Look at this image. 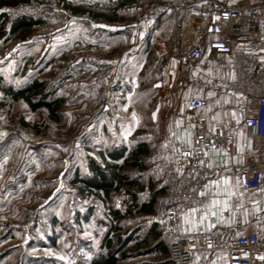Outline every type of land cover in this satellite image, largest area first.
Wrapping results in <instances>:
<instances>
[{
  "label": "rangeland",
  "instance_id": "obj_1",
  "mask_svg": "<svg viewBox=\"0 0 264 264\" xmlns=\"http://www.w3.org/2000/svg\"><path fill=\"white\" fill-rule=\"evenodd\" d=\"M153 2L162 0H0V264H91L108 250L115 264L168 259L161 211L127 214L131 194L147 201L162 181L159 146L141 167L123 165L134 183L109 198L74 181L88 177L89 158L102 165L120 147L129 158L152 137L150 116L137 119L151 106L152 24L141 15ZM20 91L30 103L13 99ZM41 100L60 102L54 116L32 107Z\"/></svg>",
  "mask_w": 264,
  "mask_h": 264
},
{
  "label": "crops",
  "instance_id": "obj_2",
  "mask_svg": "<svg viewBox=\"0 0 264 264\" xmlns=\"http://www.w3.org/2000/svg\"><path fill=\"white\" fill-rule=\"evenodd\" d=\"M170 1L177 0H162V2ZM214 1L224 7H231L236 3H243L247 6L258 3L264 6V0L258 2L253 0ZM177 10V8L171 7L163 11L152 23L151 28L154 34L159 32L166 34V39L159 43V48L169 45L174 53H177L179 49H184L191 44L197 43L202 36L200 29L195 30L189 26L193 16L185 10L176 16ZM170 20H174V25ZM210 37L207 36V38ZM263 45L262 41L256 47L239 39H233L232 41L234 51L252 53L258 56H262L264 52ZM146 53L152 62L151 52L147 49ZM233 63L234 56L226 57L205 50L199 62L189 69V73L197 76L200 83L197 86L191 85L186 89L177 87L179 64L175 60L169 62L166 75L160 72H153V68L150 72L151 89L149 92L151 95V106L146 109L141 108V110L146 111H140L137 120L138 124H143L144 115L150 116L152 137L139 142L147 146L148 153L151 152V145L160 147L158 149L160 151L157 150L159 155L155 156L154 164L156 169L161 172V178L164 167L174 159L176 154L181 149L192 146L194 141L193 126L199 119H201L199 123L209 131L216 125H220L233 132L235 136L232 154L226 153L223 149H217L215 154L202 164L200 170L203 172V178L201 181L191 185L192 199L190 203L186 206L179 205L177 207L175 223L171 225L170 230L179 235L193 236L198 233L216 231L222 238L230 240L242 232L254 231L259 237H264V184L256 188L243 189L232 173L234 165L242 164L248 160L244 154L253 148L251 140L245 135L243 118L256 104L253 99L239 100L235 95L228 94L223 87L221 81L234 76L231 68ZM142 67L143 62L140 68ZM142 86L144 87V85ZM209 92L214 93V95L209 97ZM191 96H197L206 101L204 106L193 113L188 110V99ZM241 103H244V106H241ZM153 114H155V118H153ZM139 142L137 141L136 143ZM159 171H157L158 174ZM196 172L197 170L189 169L186 173L192 178ZM225 178L231 181L230 186L223 184ZM216 181L221 182L218 188L212 186L213 182ZM163 190L164 185L161 181L154 192ZM201 192H205L206 195L201 196ZM227 192L234 194L229 198L225 194ZM214 193H220V195L217 196ZM151 197L152 194L149 199ZM213 199L220 201L227 199L230 205L229 210L221 213L220 208L217 207L215 209L217 212L216 216H212L209 212L207 218L201 221L200 216L204 215L206 206ZM148 200L140 202H148ZM193 208L201 211H198L195 216H188ZM158 209L161 211L160 213L166 225H168V212L157 204L155 198L150 212L139 213L156 215ZM186 216H188L189 220L187 223L185 222ZM210 224L215 225V227H211L209 230ZM190 228L192 229L191 231H189ZM151 232H157L155 227L152 228ZM167 237L169 241L165 243L160 240L157 246L163 255L169 257L168 247L172 237L170 231ZM191 264H227V255L223 251H208L198 255Z\"/></svg>",
  "mask_w": 264,
  "mask_h": 264
},
{
  "label": "built area",
  "instance_id": "obj_3",
  "mask_svg": "<svg viewBox=\"0 0 264 264\" xmlns=\"http://www.w3.org/2000/svg\"><path fill=\"white\" fill-rule=\"evenodd\" d=\"M171 7L178 9L176 16L183 10L192 15L193 19L189 26L195 30L200 29L202 36L197 43L174 53L169 45L159 48V43L166 39L164 32L154 34L151 31L147 49L152 54L153 72L166 75L169 62L177 61L179 64L177 87L186 89L200 83L197 76L189 73V69L199 62L205 50L226 57L234 56V63L231 66L234 76L223 79L222 85L228 94L235 95L239 100L253 99L256 104L243 118L245 135L251 140L253 148L244 154L248 160L234 165L232 173L243 189L263 185L264 52L262 56H258L234 51L232 41L239 39L253 47L261 41L264 43V6L258 3L251 6L236 3L231 7H224L214 0L153 2L143 11L141 20L152 24L163 11ZM170 21L174 25V20ZM205 104L204 99L191 96L188 99V110L193 113ZM243 104L241 103V106H244ZM200 121L201 119L193 126L192 146L181 149L164 167L162 176L164 190L154 195L157 204L168 212V227L172 235L168 256L175 264H191L198 255L205 252L223 251L227 255V264H264V259H261L264 257V237H259L254 231L242 232L235 238L227 240L216 231L185 236L170 230L171 225L175 223L177 207L190 203L191 185L199 183L203 178V172L200 170L201 161L207 162L217 149H223L228 154H232L233 151L235 141L233 132L220 125L209 131L199 123ZM189 169L197 170L192 178L186 173Z\"/></svg>",
  "mask_w": 264,
  "mask_h": 264
},
{
  "label": "trees",
  "instance_id": "obj_4",
  "mask_svg": "<svg viewBox=\"0 0 264 264\" xmlns=\"http://www.w3.org/2000/svg\"><path fill=\"white\" fill-rule=\"evenodd\" d=\"M127 3V1H121L118 3L122 5ZM116 7L112 6L111 8L114 9ZM95 15L106 17L101 13H96ZM111 18V17H106ZM32 21L25 20L26 25H30ZM18 26V24H16ZM13 26V30L17 28ZM41 86L40 82L34 81L31 85V89H37ZM14 100L24 99L27 102L29 101V96L25 95L24 92H17L12 94ZM33 108L38 106H45L49 109V114L54 116V110L60 105L59 101H46L41 100L38 104H31ZM125 147L114 148L113 150L107 152L106 154H102V158L105 159V155L109 157V161H104L101 165L96 162L95 159L89 158L87 163V169L89 171L88 177L79 178L75 177V182H82V187H80L81 191L87 190L88 192L102 194L104 197L109 198L112 192L118 191L121 189L122 186L133 184L134 180L127 178V176L122 173L121 169L124 164H129L134 167H141L143 165L142 158L146 156L148 153V148L142 142L137 143L131 148L130 157L127 158L125 156ZM122 159V163H118V160ZM156 191L153 193L155 195ZM155 196H152L148 202H140L138 203L136 196L131 194L130 202L127 206V214H132L133 212H150L152 210V202ZM156 200V199H155ZM109 213L113 216L114 219L120 218L122 215L119 213L117 209H110ZM107 246H110V243H106ZM115 257L113 254L108 250L106 253H99L95 259L92 260L91 264H115ZM173 263L170 258L168 257V261L163 262V264H170Z\"/></svg>",
  "mask_w": 264,
  "mask_h": 264
},
{
  "label": "snow or ice",
  "instance_id": "obj_5",
  "mask_svg": "<svg viewBox=\"0 0 264 264\" xmlns=\"http://www.w3.org/2000/svg\"><path fill=\"white\" fill-rule=\"evenodd\" d=\"M213 95H214V93H212V92H209V93H208V96H209V97H211V96H213ZM209 110H210V109H209ZM233 115H235V114H233ZM133 118L135 119V113H133ZM153 118H155V114H153ZM189 143H190V140H189ZM184 154H185V155H190L191 153H184ZM205 155H207V153H205ZM203 163H204V162L201 161V164H203ZM209 166H211V165H209ZM220 183H221L220 181L213 182V185H212V186L218 188V187L220 186ZM223 184L226 185V186H230L231 181H230L228 178H225V179L223 180ZM225 194L230 198L231 195H233L234 193L227 192V193H225ZM200 195H201V196H205L206 193H205V192H201ZM214 195H217V196H218V195H220V193H214ZM217 207L220 208L221 213H222V212L225 211V210H229L230 205H229V202H228L227 199H225V200H223V201H220V200H218V199H213V200L210 202V204L206 206V209L204 210V215H201V216H200V220L203 221L204 219H206V218H207V215H208L209 212L211 213L212 216H216V215H217V212L215 211V209H216ZM198 211H201V210L193 208V209L191 210V212L188 214V216H195L196 213H197ZM188 216L185 217V222H186V223L189 222V220H188ZM211 227H215V225L210 224V225H209V230H210ZM191 230H192V229L190 228L189 231H191ZM210 246H211V245H210ZM261 259H264V257H261Z\"/></svg>",
  "mask_w": 264,
  "mask_h": 264
}]
</instances>
